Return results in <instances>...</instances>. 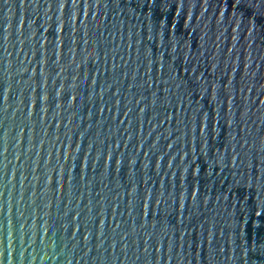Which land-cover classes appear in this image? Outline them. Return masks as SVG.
<instances>
[{
  "label": "water",
  "instance_id": "1",
  "mask_svg": "<svg viewBox=\"0 0 264 264\" xmlns=\"http://www.w3.org/2000/svg\"><path fill=\"white\" fill-rule=\"evenodd\" d=\"M0 264H264V0H0Z\"/></svg>",
  "mask_w": 264,
  "mask_h": 264
}]
</instances>
